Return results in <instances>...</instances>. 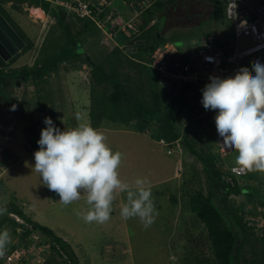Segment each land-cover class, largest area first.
<instances>
[{"label":"rangeland","instance_id":"374dc122","mask_svg":"<svg viewBox=\"0 0 264 264\" xmlns=\"http://www.w3.org/2000/svg\"><path fill=\"white\" fill-rule=\"evenodd\" d=\"M210 2L211 0H184L185 5H182L181 9L183 12L188 10L192 15L201 14L202 16L199 20H194L193 27L185 28L181 25V27L171 29L167 25L166 16H161L158 17L157 30L160 33L165 32L162 34L165 41L173 40L180 46L190 45L192 43L191 37L215 35L219 38H224L229 35L234 36L233 25L228 19H210L211 11L213 10V5ZM3 5L4 7L2 8L6 10L10 15L9 17L21 31L25 32L28 37L36 39V42L39 43V50L33 48L35 51L27 53L25 58L22 56L24 59H18L19 57H17L10 70L25 67L23 65L32 66L41 54L40 48L43 43L45 42L46 45L50 44L51 42H48L50 38L62 35L63 31L61 32L59 25H51L48 27L47 32L44 31L43 28H46L44 24L47 23L46 19L42 18L43 21L45 20L41 22L42 25L38 22L40 19L35 16L38 14L34 13L33 15L32 10L28 13L16 10L14 6L17 3H14V1H8ZM26 6L27 4L22 5L21 8L23 9ZM58 10L60 12V8ZM49 21L55 23L53 20L49 19ZM201 21L205 22L200 25ZM180 22L184 24V20ZM97 39L92 37L90 40L98 42ZM122 39L124 41H121ZM117 40L119 43L124 44L127 41L122 32L118 33ZM250 44L251 42L248 39L241 38L239 40L241 49L250 46ZM97 45L102 46V42H98ZM88 49L89 52H92V48ZM115 52L116 50L112 55ZM49 57H53L52 54H49ZM80 62L74 59L73 62L66 64L67 68L73 70L65 69V71H69L68 73L72 72L71 75H75L72 78L69 75V80L64 77L65 73L63 71L60 74L57 73L55 77H50L49 80L53 86L50 88L49 101L46 102V112L51 113V109L55 108L54 113L57 120L64 124H66L65 120H69L68 123H71L70 128L72 129L77 120L76 113L80 112L83 114L84 119L79 121V123H88L97 129L105 118L103 119L99 112H96L95 117L92 116L93 94L89 96L86 84L85 86L82 84L81 88L83 99L78 94L77 86H79L80 82L77 76L80 75V71L85 72L87 70L86 67H81L82 63ZM135 66L125 65L118 70L122 83L129 85L133 90L138 89V81L143 75L142 72L140 75ZM100 67L102 68V65ZM103 68L102 70L108 76L110 73L109 68L106 65H103ZM153 77L155 78V75ZM153 85L157 87L154 83ZM102 89L103 87H97L96 90L101 92ZM108 89H112L110 84ZM6 91L0 94V117L3 115L4 120H19L18 135L15 137L11 149L15 150L16 153H22L25 157L19 155V161L10 159L7 162L6 174L4 177L2 176L0 181V201L3 202V205L16 203L23 206L25 212L35 223L50 228L71 246V249L67 250L68 253L61 252V255H57L51 250L50 260H52L50 264H73L70 257L75 260L76 264H208L207 259L210 262L213 260V247L209 240L208 231L200 223L196 214L192 213L191 204L189 203L197 192L207 193L209 191L208 182L210 177L198 158L191 155L186 149H184L182 158L177 154L168 155L165 148L156 143L153 137L147 136V131L143 134L145 137L138 133L121 137L117 148L111 147L108 143L117 140L116 134L113 136L103 132L107 137L108 145L113 151H120L126 157L119 170L122 179L131 184L134 183L135 179L146 178L148 175V181L151 183L149 187L154 186L156 183H161L151 188L159 215L151 227L147 229L143 227L138 218L124 220L120 216V208L126 203V194L122 193L117 196L116 202L114 201V211L107 223L86 224L76 215L77 211L88 207L85 200L81 199L68 206L60 204L58 194L44 186L39 173L33 170L35 159L34 155L30 156L28 151L27 138L24 139L23 124L17 116L22 114H20L21 109L16 105V99L18 102L19 100L21 101L26 92L34 91V87H15ZM143 94L144 96H139L141 102L145 107L150 108L153 103L151 98L153 95L150 96L147 91ZM62 95L63 97H61ZM160 99L163 104L162 108H164L168 102L169 93L163 91ZM26 103L27 107L22 109V113L28 112L30 114L32 111L34 115L32 124H35L36 121L42 123L41 120L43 119L38 108L40 105H36V107L32 102ZM86 104H88L87 107ZM49 116L52 118L50 114ZM120 117L121 115L114 120H119ZM185 118L186 116H184ZM3 119L0 118L1 122L4 121ZM52 120L55 119L52 118ZM118 125L121 128L129 129L126 123ZM149 125H152L155 131L159 129L157 123L152 122ZM185 126L184 135L187 136L189 141L195 142V145L203 149L208 155L215 156L217 167L222 170L221 172H223L225 178L227 176L226 172L230 173L232 167L237 166L235 157L238 153L233 151L227 157L221 158L217 147L215 122L205 117L200 122L196 121ZM19 142L23 143V145L20 146ZM179 162H181V168L178 169ZM255 175H257L256 179L235 177L231 174V176L240 181V183L238 181L240 186L254 189V197L250 202L245 196L232 197V204L235 205L234 209H237L243 201L247 202L244 211L246 214L244 212L240 213L244 216V222H248L249 227L253 228L248 231V234L251 236L255 234L258 240L256 242L253 238L248 244H245L240 258L241 264H251L253 261L258 264L263 260L264 256V244L260 241L264 236V173L254 171ZM244 178L245 180L243 181ZM216 183V188L220 192L223 184L219 179Z\"/></svg>","mask_w":264,"mask_h":264},{"label":"trees","instance_id":"16d2710c","mask_svg":"<svg viewBox=\"0 0 264 264\" xmlns=\"http://www.w3.org/2000/svg\"><path fill=\"white\" fill-rule=\"evenodd\" d=\"M8 1L17 3L18 6L15 5L14 8L18 11H23L21 6L25 4L43 9L45 14L50 19L55 20L56 24L61 27V32L63 31L60 36H52L48 41L51 42L50 44L46 45L45 42L43 43L41 46V54L37 57L35 65L33 66H25L10 70L11 65L20 55L14 56L9 62H5L0 57V94L15 87H29V85L34 87V91L26 92L21 101L19 100L18 102L16 99V105L19 106L21 109L20 114H22L17 116L21 118L22 123L26 126L25 130L28 134L27 147L28 145L32 146V148H28L30 156H33L34 152L39 149L38 143L36 142V129L34 124H32V117L34 115L32 111L30 114H28V112L22 113V109L27 107L26 102H32L35 106L40 105L38 108L40 116L43 119L41 120L43 125H45L43 123L44 118L49 117L50 114L52 118L55 119L53 121L57 127L62 131L65 129L70 130L71 123H68L69 120H65L66 124L57 120L54 113L55 108L51 109V113L46 112V102L49 101L50 88L53 86L52 82L49 80L50 77H55L57 73L59 74L62 72V69L65 68L63 65L73 62L74 59L89 64L92 71V82L89 88L90 94H93V117L96 116V112H99L101 117H109L111 120L121 115L122 119H124L122 123H126L129 129L138 131L142 134L151 129L149 126L150 123H157L159 129L157 131L154 129L150 130L151 138L153 137V139L157 141L162 138L168 141L179 139L182 135V128L180 127L183 125L181 121H184V116H186V123L189 124H193V122L196 121L200 122L201 119L204 118L197 117V114L194 112V103L198 97V93L195 92L193 85H185L181 89H178L175 85L168 89L169 99L164 108H162L163 104L160 98L161 93L165 90L162 91L156 86H151L150 90L154 100L150 108L145 107L139 97L143 96V93L147 91L142 78L138 81V89L133 90L129 85L122 83L118 75V70L126 65L125 63L130 59L129 56L117 49L113 55L108 57L111 64L109 67L110 73L107 76V73L102 70L104 69L103 65L106 64H103L102 68L100 67L101 65L94 66L91 64L92 62L86 54H84L86 50L85 43L90 41L92 37L98 38L97 36L100 35L101 31L90 18L80 17L76 13L68 14L67 10L55 5L51 0H0V14L21 39L26 42L24 53L33 47V42L21 31L17 24L13 22L6 10L2 8L4 7L3 4ZM210 3L213 5L210 17L211 20L227 19L225 14L226 0H211ZM182 5H185L184 0H163L147 10L140 17V35L136 40H140L141 43L139 51L135 55L136 59L145 61L153 50L167 42L162 36V33L157 30V23L151 25L152 21L157 20L158 17L167 16V25L169 28L181 27V25L185 28H191L193 27L192 24L194 20H199L202 17L201 14L192 15L188 10L183 12L181 10ZM58 8H60V12ZM181 20H184V24L180 22ZM67 21L68 23H66ZM203 22L205 21H201L200 25H202ZM206 37L198 36L191 38L192 41H194ZM214 38L218 45L224 46V42H226L224 40L232 39L233 35L224 38H219L214 35ZM121 41L124 40L122 39ZM171 42L175 41L171 40ZM49 54H52L53 57H49ZM135 67L139 69L138 71L140 73L143 71V68H145L143 65H136ZM109 84L112 86V89H108ZM97 87H103L102 91L98 92V90H96ZM44 127H46V125ZM182 145L186 151L198 158L210 177V181L208 182L209 191H207V193L201 191L197 192L189 202L191 204V211L196 214L200 223L204 225L208 231L209 240L213 247V260L210 262L209 259H207L206 261L208 264H241L240 258L245 244H248L253 238L256 242L258 240L255 234H252V236L248 234V231L253 228L249 227L248 222H244V216L240 213L245 211L247 202L243 201L237 209H234L235 205L232 204V197L245 196L250 202L254 197V189L252 187L240 186L236 178H232V183L227 181V179L224 178L223 172H221L222 170L217 167L215 156H210L203 149L198 148L195 142L189 141L187 136H183ZM226 175L230 176V173L228 174L226 172ZM247 178L256 179L257 175L254 176V172H250ZM218 179L223 184V188L220 192L219 189L216 188ZM2 203L3 202L0 201V207L7 208V213L0 217V231L7 228L13 238L15 235L20 234L18 235L20 245L33 243L35 241V235H42L46 237V243L51 245L50 251L52 250V252L57 255H61V252H67L68 249H71V246L56 235L53 230L35 223L25 212L23 206L17 205L16 203H8V205H3ZM12 214L18 216L21 222L13 218L11 216ZM244 214H246V212H244ZM19 229L21 233H18ZM260 241L264 244V236ZM12 248L15 249L17 246L13 245ZM10 252L11 245L7 247L6 254ZM70 258L73 264H76L75 260L72 257ZM51 260L49 258L46 264H50ZM251 264L257 263L253 261ZM258 264H264V256L263 260Z\"/></svg>","mask_w":264,"mask_h":264},{"label":"clouds","instance_id":"9594fccd","mask_svg":"<svg viewBox=\"0 0 264 264\" xmlns=\"http://www.w3.org/2000/svg\"><path fill=\"white\" fill-rule=\"evenodd\" d=\"M34 9H38V7L27 5L23 8V11L28 13ZM157 21L158 19L155 20L154 24ZM139 35L138 24V31L133 34L129 42L127 41L130 38L125 35L126 43H119L120 46L115 49L109 48L106 44L107 49L110 51L109 56L118 49L129 56L130 59L136 58L135 55L138 53L141 43L140 40H136ZM206 38L196 40L200 41ZM196 40L192 41L190 45L185 44L184 46L169 40L159 47L167 44L175 45L178 51L176 56L187 55L183 48H186L187 51L189 48H193L197 42ZM100 41L105 42V40ZM156 49L150 53L147 57L148 61L145 62L149 69L151 56ZM80 63H82L81 67H86L87 70L85 72L80 71L78 77L81 79V84L84 86L86 84V87L89 88L92 82V71L89 64ZM154 72L159 75L156 71ZM209 80L210 83H207L202 89V104L205 110H218L214 119L218 135L223 138L222 145L226 149L238 153L235 157L237 166L232 168L239 167V169L247 171L244 176H241L245 178L250 172L259 171L264 173V64L256 60L252 62L251 70L248 67H241L234 77L210 76ZM169 84H160V86ZM76 119L78 121L83 120V114L77 112ZM43 123L46 127L42 129L41 137L37 141L39 150L34 152L35 165L33 170L39 173L44 186L58 194L60 204L68 206L84 199L88 207L77 211V217L86 224H104L111 219V214L114 211L113 203L117 196L124 193L126 194V203L120 208V216L124 220L138 218L145 229L151 227L159 213L154 203L151 188L148 187L149 181L147 178H137L134 183L130 184L121 178L119 170L126 157L120 151H113L108 145L107 137L103 132L88 123H79L73 129L62 131L55 125L50 116L45 117ZM181 124H183L180 125L182 135L179 139L168 141L162 138L155 141L166 149L168 155L177 154L182 158L185 125L189 123ZM147 135L151 136V132ZM161 140H165L167 145L161 144ZM176 141H180L181 151L177 148ZM169 151L172 152L169 153ZM10 159L5 156L3 177L6 174L7 162ZM179 168H181V162H179ZM231 174L232 171L230 176L225 177L227 181H229V178H234ZM0 180H2V177ZM6 213L7 208L0 207V216ZM11 216L21 222L18 216L14 214ZM18 233H21L20 229ZM18 235L20 234L15 235L13 238L7 228L0 231V257L9 254H6L9 245H11V252L14 250L13 245L22 246L19 244ZM50 249L46 250L44 264L50 258L52 253Z\"/></svg>","mask_w":264,"mask_h":264},{"label":"built area","instance_id":"2783aa9c","mask_svg":"<svg viewBox=\"0 0 264 264\" xmlns=\"http://www.w3.org/2000/svg\"><path fill=\"white\" fill-rule=\"evenodd\" d=\"M70 13H76L80 17L90 18L104 36L109 48L120 46L118 33L132 39L138 31L140 17L156 3L163 0H51ZM124 11H123V8ZM225 14L233 24L234 36L220 46L213 36L197 41L194 47L187 51L186 58L177 55L175 45L158 47L151 56L149 67L156 71L160 77V84L170 83L181 89L185 85H193L198 97L195 101L194 112L197 117H209L215 122L218 110H205L202 104V89L210 83V76L221 78L234 77L241 67L251 70L253 61L258 60L264 64V0H226ZM247 22L246 24L244 22ZM155 20L151 24H154ZM250 40V46L243 49L239 46V40ZM124 47V46H123ZM8 120V122H7ZM0 125V179L5 172V152L11 134L19 127V120L7 119ZM36 129V142L41 137L44 125L38 121L34 124ZM222 137L217 132V147L221 157H226L234 150L226 149L222 145ZM161 144L167 145L165 140ZM177 148L181 151L180 141H176ZM28 147H32L28 145ZM39 147V145H38ZM39 150V149H38ZM173 151V150H172ZM172 151H169L171 153ZM235 169V170H234ZM247 173L239 167L232 168L235 177L244 176ZM232 183V179L229 178ZM35 241L23 244L14 249L8 255L0 257V264H44L46 250L50 244H46L45 236H34ZM4 262V263H1Z\"/></svg>","mask_w":264,"mask_h":264},{"label":"crops","instance_id":"0c3cea01","mask_svg":"<svg viewBox=\"0 0 264 264\" xmlns=\"http://www.w3.org/2000/svg\"><path fill=\"white\" fill-rule=\"evenodd\" d=\"M39 10H36V9H34V10H32V12H33V15H34V13H36V14H38V15H35V16H37V17H40V20H38V22H44L43 20H42V18H45L46 19V21H47V23L46 24H44V26L46 27V28H43V30L44 31H46L47 32V30H48V27L49 26H51V25H57L56 24V21L55 20H53V21H55V23L54 22H50L49 21V17L45 14V12L43 11V9H41V8H38ZM43 13V14H42ZM67 13L69 14L70 12H68L67 11ZM49 18V19H48ZM166 19H167V16H166ZM50 20H52V19H50ZM167 22H168V19H167ZM158 23V22H157ZM42 24V23H41ZM43 25V24H42ZM174 28H176V27H173V29ZM52 29V28H51ZM25 33V32H24ZM41 33H43V32H41ZM163 33H165L164 31H163ZM162 33V34H163ZM19 36V35H18ZM20 37V36H19ZM27 37H28V35H27ZM98 38H100V39H97L98 40V42L100 43L101 41L100 40H104V36H97ZM21 38V37H20ZM30 40H32V42H33V47L29 50V51H27V52H23L24 51V49H25V47H26V42L25 41H23V39H22V41H23V43H24V46L22 47V49H20V51H19V53L17 54V55H20L19 56V58L18 59H24L25 57H27V53H30V51H35V50H39V48H38V46H39V43L38 42H36V39H32V37H28ZM196 41H198V40H196ZM98 42H93V40H90V41H87L86 43H85V53L84 54H86V56L90 59V61L92 62V64L94 65V66H98V65H103V63L105 62V64H106V67H110V64H111V61H109L108 60V57H110L109 55V53H110V51H109V49H107V45H106V43L104 42V41H102V46L101 45H97L98 44ZM103 45H105L106 47H103ZM98 47H100V48H98ZM33 48H35V50L33 49ZM42 48V47H41ZM40 48V49H41ZM88 48H92V52H89V49ZM186 52H187V49L186 48H183ZM192 49V47L191 48H189L188 49V51H190ZM91 53V54H90ZM16 55V56H17ZM26 55V56H25ZM22 56L24 57V58H22ZM92 56V57H91ZM180 56H184L185 58H186V55L185 54H182V55H180ZM94 58V59H93ZM37 60V59H36ZM125 60V59H124ZM148 61V58H146V60L145 61H140V60H138V59H136V58H131V59H129L125 64L126 65H140V66H145V68H143V71H142V74L143 75H141V73H140V75L142 76L141 78H142V81L145 83V86H146V90H147V92L150 94V96L152 95V93H151V86H154L153 85V83L155 84V85H157V88H159V89H161L162 91L163 90H165V91H167L168 89H170L171 87H174L172 84H169V85H167V86H160V82H159V80H160V77H159V75H157V74H155L154 72H152L146 65H145V62H147ZM35 65V64H34ZM23 66H30V65H23ZM33 66V65H32ZM63 66H65V68H63L62 69V71L65 73V75H64V77H66L67 79H68V77H69V75H70V78H72V77H74L75 75H71L72 74V72H70V73H68V72H66L65 71V69H68V70H70V71H72L73 69H71V68H67V66H66V64H64ZM125 66V65H124ZM107 68V69H108ZM138 69V68H137ZM139 70V69H138ZM77 72V71H76ZM61 73V72H60ZM59 73V74H60ZM77 75V74H76ZM155 75V78L153 77ZM77 78H79L78 76H77ZM152 79H154V80H152ZM69 80V79H68ZM80 78H79V82H80ZM81 83V82H80ZM79 83V86H77V91H78V94L82 97V99H83V96L81 95V88H82V84H80ZM30 87H31V85H29ZM90 87V86H89ZM155 87V86H154ZM88 94H89V96L91 95L90 94V88H88ZM84 95V94H83ZM144 96V95H143ZM61 97H63V95L61 96ZM60 97V98H61ZM153 100H154V97H151ZM74 102V101H73ZM88 102V101H87ZM89 102H90V98H89ZM87 105L88 104H86V107H87ZM85 107V108H86ZM87 109V108H86ZM1 110V109H0ZM86 111V110H85ZM83 112V111H82ZM86 117V116H85ZM1 119H3L4 118V116L2 115L1 117H0ZM103 119L105 118V117H102ZM209 118V117H208ZM211 119V118H210ZM4 120V119H3ZM123 120L124 119H122V116L120 117V119L119 120H116V121H113V120H110L109 119V117L108 118H105L104 119V121L100 124V126L98 125V127H97V129L99 130V131H101V132H104V133H109L108 135H113V136H115V134H116V141H112V142H108L109 143V145L111 146V147H119V139L121 138V137H127L128 135H135V134H141L142 136H144L142 133H139L138 131H133V130H131V129H126V128H121L118 124H121L122 122H123ZM1 121L2 120H0V125H1ZM113 121V122H112ZM73 122H74V120H73ZM182 123H185L186 122V120H184V121H181ZM79 124V121L78 120H76V122L74 123V125H73V127L75 128V127H77V125ZM23 126V131H24V139H26L27 137H28V134L26 133V130H25V127H24V125H22ZM150 126V125H149ZM150 128L151 129H154L153 128V126L151 125L150 126ZM70 129H72V128H70ZM151 129H149L148 131H147V133H150V130ZM107 130V131H106ZM146 133V134H147ZM18 135V130H17V132H14L13 134H11V136H10V139H9V143H8V146H7V150H6V152H5V156H8L9 158H11V159H13V160H16V161H19V158H18V156L20 155V156H24L25 157V155H23L22 153H16L15 152V150H12L11 148H12V143H13V141L15 140V137ZM148 136V135H147ZM145 137V136H144ZM150 138H151V136H150ZM134 141V140H133ZM156 142V141H155ZM20 144V146H22L23 145V143H21V142H19ZM157 143V142H156ZM166 150V149H165ZM166 153H167V151H166ZM23 157V158H24ZM156 159V158H155ZM125 173H126V171H125ZM147 180H148V175H147ZM162 182H165V181H162ZM150 184L151 183H149L148 184V187L150 186ZM159 184H161V183H159ZM159 184H154V186H152V187H150V188H154V187H156V186H158ZM116 202V201H115ZM114 202V203H115ZM190 208H191V206H190ZM193 213V212H192ZM249 213V212H248Z\"/></svg>","mask_w":264,"mask_h":264},{"label":"water","instance_id":"95a60500","mask_svg":"<svg viewBox=\"0 0 264 264\" xmlns=\"http://www.w3.org/2000/svg\"><path fill=\"white\" fill-rule=\"evenodd\" d=\"M23 46L22 39L0 14V57L9 62Z\"/></svg>","mask_w":264,"mask_h":264},{"label":"bare ground","instance_id":"6f19581e","mask_svg":"<svg viewBox=\"0 0 264 264\" xmlns=\"http://www.w3.org/2000/svg\"><path fill=\"white\" fill-rule=\"evenodd\" d=\"M36 10H38V9H36ZM43 14V13H42ZM38 18H40V17H38Z\"/></svg>","mask_w":264,"mask_h":264}]
</instances>
